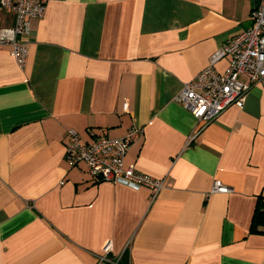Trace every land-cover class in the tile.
I'll use <instances>...</instances> for the list:
<instances>
[{
	"label": "crops",
	"instance_id": "0c3cea01",
	"mask_svg": "<svg viewBox=\"0 0 264 264\" xmlns=\"http://www.w3.org/2000/svg\"><path fill=\"white\" fill-rule=\"evenodd\" d=\"M254 3L51 0L28 20L26 65L0 49V264H97L109 242L122 264H264V225L251 230L264 210V80L201 131L175 100L251 27ZM14 22L0 9V27ZM132 127L143 133L125 164L164 180L155 198L65 158L69 129L88 142Z\"/></svg>",
	"mask_w": 264,
	"mask_h": 264
},
{
	"label": "built area",
	"instance_id": "2783aa9c",
	"mask_svg": "<svg viewBox=\"0 0 264 264\" xmlns=\"http://www.w3.org/2000/svg\"><path fill=\"white\" fill-rule=\"evenodd\" d=\"M51 0H0V9L15 16L14 25L0 27V49L10 52L23 68L28 60L29 48L25 37L29 34V19L43 18ZM252 25L242 30L218 49L210 58V64L193 80L184 84L175 100L189 110L198 120V131L218 118L227 108L244 106L250 88L264 80V0H255L251 12ZM229 56L230 64L225 72L215 68L216 62ZM242 78H246L247 82ZM127 109V103L124 104ZM143 133L132 127L121 138L93 134V139L83 142L80 133L68 130L65 158L70 167L87 164L92 180L114 182L134 189L147 187L155 198L164 187V180L143 173L135 166H127L125 157L130 146ZM213 191L229 192L230 189L215 182ZM111 242L98 256L97 264H122V255L110 256Z\"/></svg>",
	"mask_w": 264,
	"mask_h": 264
},
{
	"label": "trees",
	"instance_id": "16d2710c",
	"mask_svg": "<svg viewBox=\"0 0 264 264\" xmlns=\"http://www.w3.org/2000/svg\"><path fill=\"white\" fill-rule=\"evenodd\" d=\"M260 225H264V210L261 209V207L257 210L254 219L251 230L253 232H260L262 231L260 229Z\"/></svg>",
	"mask_w": 264,
	"mask_h": 264
}]
</instances>
